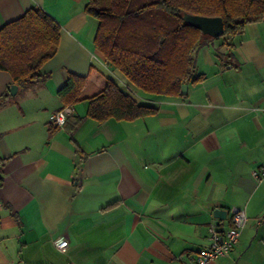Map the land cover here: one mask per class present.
Listing matches in <instances>:
<instances>
[{
	"label": "crops",
	"instance_id": "crops-1",
	"mask_svg": "<svg viewBox=\"0 0 264 264\" xmlns=\"http://www.w3.org/2000/svg\"><path fill=\"white\" fill-rule=\"evenodd\" d=\"M87 2L0 0V26L32 6L60 26L44 82L11 95L15 82L0 69V97L14 98L0 107V264H195L209 226L224 233L238 207L247 221L237 243L208 263L236 264L258 212L251 171L264 161V18L200 47L201 77L182 96L133 87L153 113L97 121L81 100L54 127L48 116L63 106L57 90L67 76H86L89 94L100 83L95 68L105 67ZM57 239L67 240L63 250Z\"/></svg>",
	"mask_w": 264,
	"mask_h": 264
},
{
	"label": "trees",
	"instance_id": "trees-1",
	"mask_svg": "<svg viewBox=\"0 0 264 264\" xmlns=\"http://www.w3.org/2000/svg\"><path fill=\"white\" fill-rule=\"evenodd\" d=\"M85 12L97 22L93 43L105 58V68H95L100 83L83 95L87 77L69 74L57 95L63 106L87 100V115L97 121L131 120L155 108L135 100L132 90H122L106 72L144 92L182 96L181 85L201 77L194 75L197 50L263 19L264 0H88ZM184 12L221 17L222 35L211 37L186 24ZM59 37V24L36 6L0 26V69L20 94L44 82L42 67L55 55ZM13 99L2 95L0 107Z\"/></svg>",
	"mask_w": 264,
	"mask_h": 264
},
{
	"label": "built area",
	"instance_id": "built-area-1",
	"mask_svg": "<svg viewBox=\"0 0 264 264\" xmlns=\"http://www.w3.org/2000/svg\"><path fill=\"white\" fill-rule=\"evenodd\" d=\"M74 112L73 105H65L52 112L48 116V121L52 126L63 127L67 118ZM251 177L255 182H264V161L257 164L251 171ZM247 216L245 209L238 207L230 208V227L224 232H220L215 226H209V247L199 252L195 264H208L210 261L226 255L237 243L241 230L245 226ZM55 245L63 250L67 246V240L57 239Z\"/></svg>",
	"mask_w": 264,
	"mask_h": 264
},
{
	"label": "rangeland",
	"instance_id": "rangeland-1",
	"mask_svg": "<svg viewBox=\"0 0 264 264\" xmlns=\"http://www.w3.org/2000/svg\"><path fill=\"white\" fill-rule=\"evenodd\" d=\"M103 68L105 67L103 66ZM106 71L108 70L106 69ZM106 74L125 92L133 90V86L126 82L123 77L115 73H110L109 71L108 73L106 72ZM117 76L124 80L127 86L123 85L117 79ZM257 184L258 189L250 205V208L253 209L254 212L257 209V216L249 219L247 229L245 230V234L248 232L247 236H249L244 245L238 250L236 264H264V182ZM247 213L249 214L252 212L247 209Z\"/></svg>",
	"mask_w": 264,
	"mask_h": 264
},
{
	"label": "water",
	"instance_id": "water-1",
	"mask_svg": "<svg viewBox=\"0 0 264 264\" xmlns=\"http://www.w3.org/2000/svg\"><path fill=\"white\" fill-rule=\"evenodd\" d=\"M184 22L192 27L199 29L203 34L211 37H219L223 33V21L219 16H203L197 14H191L184 12L182 15ZM11 95H15L18 89V85L15 83L7 86ZM187 85L183 83L181 85V92H186ZM227 210L223 208H215L213 214L215 217H226Z\"/></svg>",
	"mask_w": 264,
	"mask_h": 264
}]
</instances>
